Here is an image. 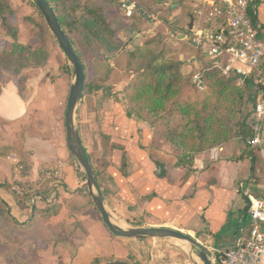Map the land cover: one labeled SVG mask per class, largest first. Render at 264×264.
<instances>
[{
  "label": "crops",
  "instance_id": "crops-1",
  "mask_svg": "<svg viewBox=\"0 0 264 264\" xmlns=\"http://www.w3.org/2000/svg\"><path fill=\"white\" fill-rule=\"evenodd\" d=\"M256 4L264 26V0H256ZM194 63L200 66L199 60ZM188 67L192 69V66ZM261 67L264 70V63ZM66 81L62 84L61 100L50 97L48 108L43 110L46 122L52 117L51 109L59 105L61 112L64 110V97L68 93ZM8 91L16 93L18 102L14 106L4 105ZM24 98L18 94L14 83L2 87L0 120L12 123L27 115L31 106ZM121 102L124 101L119 95L106 94L102 88L96 90L92 87L91 92L82 97L76 117L83 144L94 169L100 173L98 182L113 215L127 225L181 230L195 236L202 244L206 239V244L212 246L233 245L243 218V215H234L239 207L238 194L256 179L254 173H251L248 181L242 179L243 168L246 167L244 163L251 162L245 155L247 148H236L235 143H230L211 151L221 152L220 156L207 160L204 158L206 153L199 155L197 157L203 158L205 164L201 170L194 164L193 167L181 165L169 143L148 123L130 118ZM36 126L42 134L37 133L23 140L21 147L27 154L28 173H22L23 169L20 173L36 179L44 168L62 163L65 186L60 190L55 205L39 203L31 213L25 202H21L22 205L11 190L12 181L18 173L13 164L16 172L8 193L16 197L24 213L16 218L21 224L30 222L36 209L60 206V200L65 198L73 204L72 213L76 215L75 221L78 223L77 231L72 235L78 251L74 264H91L95 257L112 254L124 257L129 253L135 256L134 261L139 264H184L180 262L184 254L172 240L150 239L147 243L131 238H111V232L98 218L97 210H84L79 202L80 196L75 194V190L84 189L86 178L81 174L63 132L48 129L46 123L36 122ZM251 169L253 172L255 168L251 166ZM4 191L7 190L0 188V193ZM244 192L258 196L262 190L257 185H251ZM0 197L5 201L3 195L0 194ZM122 245L125 250L119 254L115 250Z\"/></svg>",
  "mask_w": 264,
  "mask_h": 264
},
{
  "label": "trees",
  "instance_id": "trees-1",
  "mask_svg": "<svg viewBox=\"0 0 264 264\" xmlns=\"http://www.w3.org/2000/svg\"><path fill=\"white\" fill-rule=\"evenodd\" d=\"M47 1L53 7L81 58L85 74L86 63L95 58L97 53H100L105 61L110 57L125 56L130 78L121 91L113 93L110 85L97 83H91V85L96 90L102 88L106 94L118 93L117 95L124 101L127 115L134 120L148 123L158 135L169 143L177 155L178 163L193 167L194 159L197 156L223 148L230 143L244 145L247 148L245 155L251 159L252 164L255 163L256 149L248 144L253 135L251 127L253 119L252 111L250 113V110H246V93L252 85L256 88L253 96L255 105L258 91L264 90V84L258 86L254 82L253 76L238 82L236 76L223 75L215 64V60L199 53L200 48L191 42L190 37L193 35V31L188 29L190 23H187L188 28L185 29L183 24L178 25L169 21L170 10L174 8L173 3L162 15L168 29L174 31L175 41L187 43L184 50H176L168 44L165 39L170 38V35L165 37L163 34H158L145 43L134 46L131 50L126 49L118 35L123 25L131 18H126L124 14L123 16L109 15L107 0ZM136 2L143 9L140 16L146 18V15L152 12L151 8H147L145 3ZM194 2L195 5L198 4V0H194ZM35 6L38 9L36 4ZM195 10L196 6H192V12L185 13V18L191 20V14L195 17ZM40 15L42 16L41 13ZM42 19L44 23L38 24L39 45L36 47L27 46L17 40V26L14 22V8L11 5V0H0V23L6 29L7 34L14 39L0 51V78L8 73L7 80L15 84L21 97H24L27 89L28 76L24 70L29 67L46 65L50 56L45 37L48 31L51 32V29L43 16ZM219 19L223 22V15H220ZM186 49L195 53L191 74H186L183 70L181 56ZM197 60L200 61L199 67L194 65ZM62 67L66 71L72 69L68 61ZM107 70L104 82L110 80L113 70L109 63ZM196 71L204 73L206 83L204 90H199L192 82V74ZM87 86L86 81L85 89ZM87 156L91 162L88 152ZM21 164L23 173L27 174L26 162L23 160ZM253 167L254 165H252ZM95 173L98 179L100 173L97 170ZM81 191L88 195L85 188ZM17 198L20 203L24 202L21 198ZM91 203L94 206L92 200ZM21 204L23 205V203ZM0 210L1 214L12 219L16 226L28 227L33 225L39 214L56 215L59 212V205L36 209L30 222L24 224L9 214L6 202L1 198ZM101 220L109 229L102 217ZM67 228L73 229L70 225ZM237 233H239V229ZM111 234L115 238H120L112 232ZM55 238L58 244H68V240L60 238L58 235H55ZM77 253L76 247L75 257ZM126 256L129 257V260H131L130 257H135L131 253ZM114 260L120 259L118 257L106 259L95 257L91 264H103ZM218 260L220 261V258ZM134 263L139 264L138 262Z\"/></svg>",
  "mask_w": 264,
  "mask_h": 264
},
{
  "label": "rangeland",
  "instance_id": "rangeland-1",
  "mask_svg": "<svg viewBox=\"0 0 264 264\" xmlns=\"http://www.w3.org/2000/svg\"><path fill=\"white\" fill-rule=\"evenodd\" d=\"M107 1L109 15L118 14L123 16L124 12L121 9V0ZM135 1L145 3L147 8H151L152 12L146 15V18H142L137 14L129 19L125 25H123L118 38L122 41L126 49L131 50L134 46L141 45L158 34H163L165 37L170 35V38H166L165 40L168 44L176 48V50H184L186 48L185 45L187 43H179L175 41V38L173 37L174 31H170L168 29L166 20L162 14H164L168 7L173 3L172 6H174V8L170 10L169 21L178 25L183 24V27L187 29L188 27L186 25L188 22L190 23V20L185 18L184 15L187 12H192V6H196L194 4V0ZM11 5L14 8V22L17 26V40L27 46L36 47L39 45L40 40L38 24L44 23L42 19L43 15H40L41 12L39 8H36L33 0H11ZM51 32L48 31L45 37L46 46L50 50V56L46 65L41 67H29L24 70L25 74L28 76L27 89L24 99L30 102V112L23 118H17L12 123L0 120V188L7 190L1 192L0 194L3 195V199L5 198L7 211L14 218H18L24 214L20 208V204L17 203L16 197L12 193H8V191H10V182L16 172L13 165L14 157L20 158V162H23L24 160V162H26V170H28L27 154L21 147L23 145V140H25L28 136L36 135L37 133L40 135L42 134L38 131L36 122H40L44 125L46 123L49 127L48 129L51 128L54 132H63L67 140L65 109L67 108L70 88L75 78V73L68 57L62 51L53 32ZM13 40V37L7 34L6 29L0 23V51L7 43L12 42ZM201 52L202 51L200 49L199 53ZM182 54L186 60L191 59L195 55V53L189 51V49H186L182 52ZM66 61L69 62L72 68L69 71H66L62 67ZM108 63L113 69L110 75V80L107 81L109 82L107 85H110L111 91L114 93L121 91L127 84L130 78V72L126 68L125 56L110 57L107 61H105V59L103 60V56L100 53H97L95 58H92L86 63V81L88 86L84 91L83 97L91 92V83L103 84V79L108 72ZM187 65V63H183V70L186 74H191L193 69L186 67ZM7 75L8 73H5L0 78V89L7 83H12L7 80L9 77ZM253 77L254 79H262L264 82V70L262 69L261 78L256 75ZM65 80H68V82L66 81L68 84V93L66 92V96L64 97V110L61 112L59 105H57L56 109L53 108L50 110L52 117H49L48 122H46V120L43 119V110L46 107L48 108L47 105H49L48 100L50 97L57 98V101L61 100L63 93L62 84ZM238 82L240 81L238 80ZM256 84L259 86L264 83L257 81ZM255 89L256 88L252 85L246 93V110H250V113L254 105L253 96ZM15 94L12 91H8L4 97V105H16L18 101H16ZM121 104V106L124 107V102H121ZM243 147L244 145H236V148ZM230 148L234 147L231 146ZM220 153L221 152L217 153L208 151L204 158L209 160L210 157L220 156ZM255 155L256 160L254 164H252V161L244 163L243 166L246 164V167L243 168L244 175L242 176V179L244 181H248V179L252 176L251 173H254L256 175L255 182L247 184L246 188L251 185H257L259 190H263L264 156L257 150ZM252 165H254L255 168L253 169V172L251 169ZM80 172L82 175L84 174L83 171L80 170ZM84 177L86 178L85 175ZM246 188H243L242 192L238 194L239 207L234 213L237 217L244 215L248 204L247 199L243 194ZM81 190H75V194L80 196L79 202L83 205L82 208L84 210L88 208L92 211L97 210L99 213L98 218L101 219L99 210L96 208L95 204L93 206L91 203V197L86 193H82ZM62 198L63 197H61V199ZM60 202L61 205L59 206V213L57 215H48L43 217L39 214L36 216L33 225L28 227L16 226L12 219L0 212V264H74L77 245H75V239H73L74 237H72V235L78 228V223L75 221L77 217H75L76 215L72 213L71 205L73 204L70 203L69 199L65 200V198H63ZM245 219L248 220V217ZM68 225L72 226L73 229H68ZM55 235L68 240V244L65 245L56 243ZM110 236L111 238H115L112 234ZM138 240L148 243L150 239ZM172 241L177 244L180 252L184 254V258L180 262L184 264H205L196 253L192 252L190 245L179 240ZM203 242H205L204 245H208L206 244V239ZM123 247V245L119 246L115 251L120 254L125 250ZM114 257H116L114 254L107 257L102 256L104 259ZM118 258L120 260L110 262L117 261L129 264L131 262H135V257H130L131 260H129V257L127 256H119Z\"/></svg>",
  "mask_w": 264,
  "mask_h": 264
},
{
  "label": "built area",
  "instance_id": "built-area-1",
  "mask_svg": "<svg viewBox=\"0 0 264 264\" xmlns=\"http://www.w3.org/2000/svg\"><path fill=\"white\" fill-rule=\"evenodd\" d=\"M125 17L141 15L143 9L135 0H121ZM194 34L191 42L201 53L215 60L225 76H236L241 82L256 75L261 78L264 59V26L259 19L256 0H198L195 10ZM223 15V22L219 17ZM183 63L192 66L191 59ZM262 79H255V83ZM192 82L199 90L206 88L203 71L192 74ZM253 135L250 147L264 156V90L258 91L252 110ZM18 173L12 181L11 190L21 198L32 213L39 203L55 205L65 186L63 164L44 168L36 179L20 173L22 165L14 157ZM194 166L205 167L204 159L196 157ZM247 207L240 221L239 235L231 246L206 245L209 254L220 264H264V189L255 196L244 192ZM248 217V220L245 219ZM220 258V261L218 260Z\"/></svg>",
  "mask_w": 264,
  "mask_h": 264
},
{
  "label": "water",
  "instance_id": "water-1",
  "mask_svg": "<svg viewBox=\"0 0 264 264\" xmlns=\"http://www.w3.org/2000/svg\"><path fill=\"white\" fill-rule=\"evenodd\" d=\"M44 16L48 26L56 37L59 46L71 63L75 78L71 84L66 112V135L72 156L77 166L86 176L84 186L86 192L91 197L95 206L99 210L101 217L109 227L110 231L119 237L131 239H156V240H179L190 245L192 252L196 253L205 264H220L208 252L207 246L202 244L192 235L170 227H143L132 226L121 222L108 208L103 191L98 182L95 169L83 144L79 128L77 126V111L82 100L86 74L84 64L73 47L69 36L61 25L53 7L47 0H33ZM189 29L194 27L195 17L191 14ZM185 37V36H182ZM107 264H127L122 262H108Z\"/></svg>",
  "mask_w": 264,
  "mask_h": 264
}]
</instances>
